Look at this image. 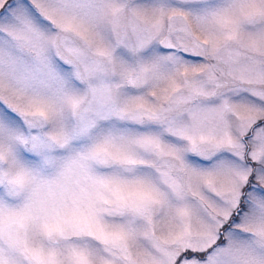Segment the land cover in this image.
I'll use <instances>...</instances> for the list:
<instances>
[{"label":"snow or ice","instance_id":"snow-or-ice-1","mask_svg":"<svg viewBox=\"0 0 264 264\" xmlns=\"http://www.w3.org/2000/svg\"><path fill=\"white\" fill-rule=\"evenodd\" d=\"M0 264H264V0H0Z\"/></svg>","mask_w":264,"mask_h":264}]
</instances>
